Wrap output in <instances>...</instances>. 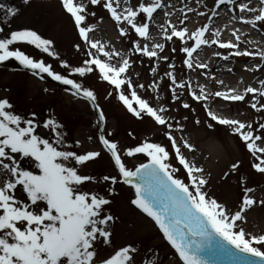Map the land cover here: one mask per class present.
<instances>
[{
  "label": "snow or ice",
  "instance_id": "6c2138e0",
  "mask_svg": "<svg viewBox=\"0 0 264 264\" xmlns=\"http://www.w3.org/2000/svg\"><path fill=\"white\" fill-rule=\"evenodd\" d=\"M60 3L84 45V59L80 64L74 66L62 58L52 39L30 27L12 29L7 35L0 27V64L14 59L33 76L43 80L46 74L65 86V92L89 102L98 113V142L110 156L117 174L99 178L83 174L81 169L100 158L102 151H78L81 142L69 143L64 125L53 114L41 121L35 112L19 113L8 98H0V264H161L154 250H147L152 251V256L145 251L137 261L141 249L134 243L113 245L117 217L108 209L113 203L112 197L119 194L118 184L130 189L129 203L154 223L160 239L174 250L175 260L171 264H264V234L249 233L243 226L246 212L257 203L252 195L255 189L242 187V197L235 209L211 196L206 188L209 180L205 169L185 153V150L195 152V146L184 136H177L184 131L183 125L170 114L168 106H155L145 95L150 89L159 101L161 83L166 76L170 82L166 86L170 101L179 102L180 107L195 115L192 103L182 100L187 93L204 112L206 128L226 127L250 154L251 167L264 174V79L258 88L245 85L240 91L239 87L210 76L209 64L194 57L198 50L216 46L226 50L227 54L214 52L224 61L233 57H259L261 64L247 70L264 71V46L255 51L242 47L257 42L248 40L247 34L234 26L231 37L224 38L222 29L214 22L220 15L218 10L224 7L231 13V21H238L242 27L264 29V0L258 3L212 0L211 5L196 0L207 11L185 5L187 11L180 9L183 16L178 18V24L171 20L156 23L161 13L164 17L173 15L166 0H135L134 3L133 0H60ZM30 4L31 0H21L24 7ZM93 6L107 11L119 37L130 41V51L117 50L91 35L97 28L92 22L97 17ZM0 11L5 14V23H9L21 14L22 8L0 3ZM187 13H195L206 22L189 28L186 21L192 17ZM153 25L165 41L175 38L182 42L180 51L185 54L182 63L188 70L209 69V73L200 74L219 88L208 90L207 84L199 83L193 88L191 79H178L172 62L168 63L170 70L159 80L155 79L159 62L169 61V57L161 55L165 43L156 39ZM21 45L33 46L54 58L61 70L57 71L43 58L26 54ZM75 50L81 51L80 43L75 45ZM176 51L175 47L171 48V52ZM134 54L148 58L149 62L156 61V66L150 68L153 81L147 86L138 80L134 82L130 74ZM227 70L232 72V68ZM92 74L111 87L105 99L115 94L133 117L149 118L160 127L168 144L145 138L122 149L111 132L105 134L106 117L98 96L81 82V78ZM215 98L223 102H246L261 118L252 122L225 116L211 106ZM187 119L185 116L184 120ZM194 123L201 125L202 121L197 116ZM40 128L47 130L48 135L38 132ZM128 158L140 162L129 166ZM240 166L239 161L232 163L226 175L237 172ZM86 182L103 185V192L84 190ZM259 203L264 205V199ZM98 245L112 250L107 256L99 257Z\"/></svg>",
  "mask_w": 264,
  "mask_h": 264
},
{
  "label": "rangeland",
  "instance_id": "374dc122",
  "mask_svg": "<svg viewBox=\"0 0 264 264\" xmlns=\"http://www.w3.org/2000/svg\"><path fill=\"white\" fill-rule=\"evenodd\" d=\"M134 2L135 0H133ZM204 2L211 5L212 0H204ZM242 2H247V0H242ZM0 3L22 8L21 14L11 19L9 23H5V14L0 11V27L5 29V35L12 29L30 27L45 38L52 39L60 56L69 60L74 66L79 65L84 59V45L78 36V31L74 28L73 21L63 10L60 0H31L30 6L27 7L21 5V0H0ZM166 3L171 6L168 9L170 12H172L175 5L178 7H185V5L192 7L197 4L196 0H167ZM253 3H258V0H253ZM200 6V10L207 11L202 5ZM93 10L96 11L97 17L92 18V22L97 24V28L91 35L103 43L114 46L117 50L130 51V41L119 37L118 30L114 22L111 21L107 11L99 6H93ZM218 11L231 16V13L224 7ZM180 14V10H178L177 14H173L170 17H164L161 13L156 17V23L160 24L171 20L172 23L178 24V18L183 16H180ZM187 15L192 17V20L186 21L189 28H194V25L196 27L200 25L201 18L199 16L189 13ZM220 15L217 17V26L223 22V16ZM101 17L103 18L102 20L100 19ZM229 22V28L239 24L238 21L233 22L231 19H229ZM152 31L159 42L165 43V51L161 55L169 57V61L161 60L159 62L158 75L155 79L159 80L165 71L170 70L168 69V63L172 62L176 65L178 79H191L193 88H196L197 83L207 84L208 90L219 88V85L212 84L209 78L200 74L202 72L209 73L210 67L209 69L190 71L183 65L182 61L185 58V54L180 51L182 42L175 38L173 41H165L162 33L155 25L152 26ZM241 31L247 34L246 38L248 40L257 42L256 44H245L242 47H248L250 50L255 51L259 47L264 46V29H251L250 26H241ZM223 37H231L229 29L223 32ZM77 43L81 45L80 52L75 50ZM173 47L177 49L175 53L171 52ZM21 48L26 54L34 58H43L47 63H52L54 69L57 71L61 70L54 58L39 52L33 46L21 45ZM205 49L212 54L217 50L227 54L226 50L212 46L211 48L204 47L202 51L198 50L194 57L204 61V59L199 58V55ZM131 58L135 61L130 70L134 82L138 80L146 86L151 84L153 77L150 68L156 66V61L149 62L148 58L141 57L139 54H134ZM211 60L209 57L208 59L205 58V63ZM260 64L259 57L254 59L251 57H233L229 61L221 59L219 68L234 66L235 69L227 73L232 80L230 85L239 87L240 91H243L245 85L258 88L257 84H260V80L264 79V71L258 70L257 73H254L247 70L253 65ZM136 73H139L138 77ZM81 82L96 92L98 102L105 112V134L111 132L113 134L112 138L119 141L122 149L142 142L145 138L154 142H162L165 145L168 144L166 138L161 134L160 127L155 125L149 118L145 117L144 120H138L133 117L116 98L115 94L111 98L105 99L107 93L112 91V89L106 82L98 80L95 74L87 78H81ZM169 83L168 78L165 76L161 83V99L159 101L155 100V94H152L150 89L147 94L143 92L142 94L148 95L155 106L159 104L168 106L171 110L170 114L183 125L184 131L177 133V136H184L195 146V152H187L185 150V153L189 159H194L199 166L205 169V174L209 180L206 188L211 196L225 203L228 207L235 209L242 197V187L250 186L255 189L252 195L257 200V203L246 212V222L243 226L249 233L264 234V205L259 203L260 200L264 199V174L257 173L251 167L252 158L250 154L243 143L236 136L230 134L226 127L206 128L203 123L205 120L204 112L199 104L191 101L187 93L182 97V100H188L189 103H192V106L196 109L195 115L180 107L179 102L173 104L170 101V93L166 87ZM45 88L49 89V91L45 92ZM249 95L251 96V94ZM0 98H8L19 113L27 115L35 112L41 121L46 119L49 114H53L64 125V129L68 133V142L73 144L76 140L81 142V148L77 149L78 151L83 152L88 149L102 151L100 158H97L94 162H88L81 169L83 174L97 178L103 175L117 174L110 156L103 152L102 146L98 142L99 125L96 124L97 117L89 102L72 96L70 92H65L64 87L61 85L33 76L29 70L20 68L17 63L12 61L0 64ZM247 100L248 98L246 97ZM211 106L214 110L221 111L225 116L238 117L252 122L261 118V114L251 109L246 102H223L219 98H215L211 101ZM185 116L188 117L187 120H184ZM197 116L202 121L201 125L194 123ZM38 132L45 136L48 135L47 130L43 128L38 129ZM237 161L241 165L238 171L226 175V173H229L231 164ZM139 162L135 158L126 159V163L129 166ZM116 188L119 194L112 197L113 203L108 209L117 217L113 225V245L118 247L134 243L141 249V255L136 257L137 261L142 259L145 251L151 249L159 254L161 264H171V261L175 260L174 250H171L170 246L160 239V234L154 223L129 203L130 189L120 184ZM83 189L103 192L104 186L86 182ZM104 249L107 250V253L112 250L108 246L98 245L99 254L106 252ZM147 255L152 256V251H147Z\"/></svg>",
  "mask_w": 264,
  "mask_h": 264
},
{
  "label": "bare ground",
  "instance_id": "6f19581e",
  "mask_svg": "<svg viewBox=\"0 0 264 264\" xmlns=\"http://www.w3.org/2000/svg\"><path fill=\"white\" fill-rule=\"evenodd\" d=\"M166 2H167V0H166ZM168 5H169V3H168ZM192 7H195V8H197V9L200 10V7L201 6H200V4H194ZM180 9H184L185 12L187 11L186 7H183V6L182 7H178L177 5H175L173 7V9H172V13L173 14H177L178 13V10H180ZM189 14H195V13H189ZM220 14H221L220 16H223V22L220 25L217 26V18H214L215 26L220 27L222 29V32L228 31V29H229V32H231V30H232L233 27L232 28H229V24H230L229 19H230V16L227 15V14H224L222 11H220ZM182 15H183V13L180 14V16H182ZM200 18H201L200 24L206 22L205 18H203V17H200ZM226 25H227V27H225ZM193 27L195 28L196 26L194 25ZM234 27L241 28V25L239 23V24H237ZM211 54L212 53H210L208 50L205 49L203 51V53H201V55H199V58L200 59H204L203 62H205V58L208 59V57H209L210 59H212L211 61L206 62V63H208L210 65L209 66L210 67V73H209V75L210 76H215L216 79H222V80L225 81V84L226 85H230L232 83V80L229 77V75L227 74V73H229L227 69L228 68H232V71H233L235 69V67L234 66H230V67H220L219 68V63H220V60L221 59L218 58L217 56H215L214 54H212V55ZM252 72H254V73L256 72L257 73L258 70L252 71ZM209 80H210V82L212 84L216 85L210 78H209ZM257 86L259 87L260 84H257ZM212 151H213V149H212ZM104 251H106V252H104L103 254H99V257H105V256H107L109 254V253H107V250L106 249H104Z\"/></svg>",
  "mask_w": 264,
  "mask_h": 264
},
{
  "label": "water",
  "instance_id": "95a60500",
  "mask_svg": "<svg viewBox=\"0 0 264 264\" xmlns=\"http://www.w3.org/2000/svg\"><path fill=\"white\" fill-rule=\"evenodd\" d=\"M14 60V59H13ZM10 61V60H9ZM9 61H7V62H9ZM15 61V60H14ZM6 63V62H5ZM16 63L21 67V68H23V69H25L22 65H20L17 61H16ZM44 80H47V81H52V82H54V83H56V84H59L58 82H56V81H53L50 77H47L46 76V74H45V78H44ZM60 85V84H59ZM63 86V85H62ZM96 112V111H95ZM96 114H97V117H98V113L96 112Z\"/></svg>",
  "mask_w": 264,
  "mask_h": 264
}]
</instances>
